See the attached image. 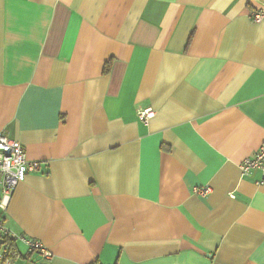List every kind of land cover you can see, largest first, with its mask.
<instances>
[{
  "label": "crops",
  "instance_id": "obj_1",
  "mask_svg": "<svg viewBox=\"0 0 264 264\" xmlns=\"http://www.w3.org/2000/svg\"><path fill=\"white\" fill-rule=\"evenodd\" d=\"M259 7L0 0V130L39 162L3 220L51 252L10 264H264Z\"/></svg>",
  "mask_w": 264,
  "mask_h": 264
},
{
  "label": "built area",
  "instance_id": "obj_2",
  "mask_svg": "<svg viewBox=\"0 0 264 264\" xmlns=\"http://www.w3.org/2000/svg\"><path fill=\"white\" fill-rule=\"evenodd\" d=\"M263 15L262 7L250 12L253 21H259ZM150 114V108L139 111V116L144 121ZM38 167L39 162L37 160L27 158L22 142L0 130V264H10L9 242L16 240L22 242L28 251H36L42 257H50L51 255V252L38 239L9 229L5 225L2 215L17 183L24 179L28 171ZM239 167L242 174L251 168H258L262 173V178H264V141L255 148L251 155H247L241 160ZM191 190L195 194L205 196L210 192L211 187L207 184L194 185Z\"/></svg>",
  "mask_w": 264,
  "mask_h": 264
},
{
  "label": "trees",
  "instance_id": "obj_3",
  "mask_svg": "<svg viewBox=\"0 0 264 264\" xmlns=\"http://www.w3.org/2000/svg\"><path fill=\"white\" fill-rule=\"evenodd\" d=\"M111 61H112V59L109 58V59L105 62L104 67H103V72H108V71H109ZM9 247H10V250H11V245H9ZM11 253H12V252H11ZM91 264H94V263H91Z\"/></svg>",
  "mask_w": 264,
  "mask_h": 264
}]
</instances>
